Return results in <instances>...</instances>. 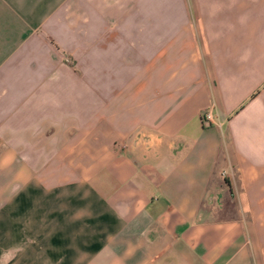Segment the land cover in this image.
Instances as JSON below:
<instances>
[{
    "label": "crops",
    "instance_id": "1",
    "mask_svg": "<svg viewBox=\"0 0 264 264\" xmlns=\"http://www.w3.org/2000/svg\"><path fill=\"white\" fill-rule=\"evenodd\" d=\"M0 264H264V0H0Z\"/></svg>",
    "mask_w": 264,
    "mask_h": 264
},
{
    "label": "built area",
    "instance_id": "2",
    "mask_svg": "<svg viewBox=\"0 0 264 264\" xmlns=\"http://www.w3.org/2000/svg\"><path fill=\"white\" fill-rule=\"evenodd\" d=\"M203 120L205 121V122H212V116H211V114L209 113V112H207V113H205L204 115H203Z\"/></svg>",
    "mask_w": 264,
    "mask_h": 264
}]
</instances>
